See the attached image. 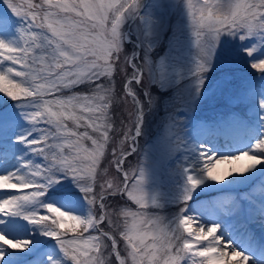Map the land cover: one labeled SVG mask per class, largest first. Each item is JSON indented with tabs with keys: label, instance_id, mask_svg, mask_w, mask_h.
<instances>
[{
	"label": "snow or ice",
	"instance_id": "snow-or-ice-1",
	"mask_svg": "<svg viewBox=\"0 0 264 264\" xmlns=\"http://www.w3.org/2000/svg\"><path fill=\"white\" fill-rule=\"evenodd\" d=\"M0 264H264V0H0Z\"/></svg>",
	"mask_w": 264,
	"mask_h": 264
}]
</instances>
